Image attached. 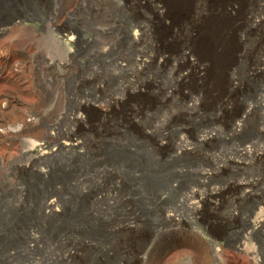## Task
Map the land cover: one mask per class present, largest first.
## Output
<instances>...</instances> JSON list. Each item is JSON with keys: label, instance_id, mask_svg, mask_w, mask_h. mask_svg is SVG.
Wrapping results in <instances>:
<instances>
[{"label": "rangeland", "instance_id": "374dc122", "mask_svg": "<svg viewBox=\"0 0 264 264\" xmlns=\"http://www.w3.org/2000/svg\"><path fill=\"white\" fill-rule=\"evenodd\" d=\"M151 1L0 0V131L20 127L0 142V264H144L134 254L151 240L190 230L209 237L222 225L232 237L247 231L243 214L256 210L264 177L234 218L224 212L232 205L227 196L216 210L204 203L191 212L190 190L205 191L193 171L180 168L194 170L202 155L174 158L171 150L178 138L216 130L262 97L264 72L250 70L264 63V17L253 22L262 16L255 0L232 13L227 5L212 12V0H182L180 8L157 0L184 16L169 40ZM139 27L144 31L133 40ZM183 50L209 69L200 78L190 73L180 87L185 96L166 95L177 71L188 69ZM137 63L149 64L141 72ZM230 79L222 117L212 96ZM47 126L51 153L29 157L26 149L46 137ZM213 146L231 151V141ZM128 218L135 230L115 228ZM217 242L227 264H253L231 242Z\"/></svg>", "mask_w": 264, "mask_h": 264}, {"label": "bare ground", "instance_id": "6f19581e", "mask_svg": "<svg viewBox=\"0 0 264 264\" xmlns=\"http://www.w3.org/2000/svg\"><path fill=\"white\" fill-rule=\"evenodd\" d=\"M172 1L175 6L177 3L176 8H180L179 2H182V0ZM242 1L244 0H212L210 5L212 6V12L219 10L222 5L224 7L227 5L228 8L226 9L232 13L240 10L243 4ZM249 1L251 2L252 0ZM151 2L156 23L163 26L164 34L171 40L175 33L180 32L183 28L184 16L174 12L168 1L162 5H159L158 2L160 1L157 0H152ZM255 3H257L262 16L259 19H252L253 22L263 20L264 17V0H255ZM235 4L237 5L235 6ZM246 18L248 19L249 16H246ZM222 25L221 21L219 30L223 28ZM196 27H193V31H195L193 36L199 39L196 43L203 45V34ZM143 31L144 29L139 27V29L131 33V38L133 40L140 39ZM229 50L230 48H228ZM181 53L188 62L186 63L188 64V69L177 71L174 83L169 85L166 90V87L164 88L166 95H172L176 91L179 92L180 87H185L190 73L193 72L195 76L200 78L201 73L205 74V71L209 69L208 64L196 63V59H191V55L188 52L183 50ZM208 56L210 57V55ZM161 58L165 59L163 56ZM207 60H210V58ZM160 61L161 59L159 58L158 62ZM148 64L137 63L136 69L142 72L148 67ZM154 64L160 66L163 63ZM219 64L221 74L224 75L227 65L225 59ZM263 72L264 63H257L250 70V75L258 76ZM133 77L134 73L128 75L130 83H133ZM233 86L234 82L230 79L228 85L220 84L216 89L217 92L212 96L214 104L219 106L222 117L223 113L229 110L230 96L232 97L231 88ZM180 93L182 97L185 96L184 92L180 91ZM257 108L260 110L256 113V121L253 125H249L250 115ZM96 110L99 113L105 114L107 109L97 105ZM48 129L49 126H47L45 138L33 140L26 149L25 152L29 157H41L46 154L48 156L51 153L50 139L53 135ZM2 130L0 131V142L9 137L14 138L16 133L19 132L20 127L16 129L9 128L5 132ZM188 135L190 137L188 142L185 138H178L174 142L171 150L173 155L171 156L182 158L184 155L195 157H199L200 153L202 155L201 159L203 161L201 160V163L194 170L187 169L189 165H184L186 168H180V172L193 171L197 177L198 185L204 188L205 191L204 194H201L198 191L199 188L190 190V196L186 200L189 210L191 212H198L204 203L209 204L212 209L216 210L227 196L232 205L224 210L225 214L229 218L240 215L238 205L241 199L251 196L254 184L264 177V94L253 104H248L246 108H239L233 112L232 116H229L222 122L221 127L218 129L211 132L204 133L200 131L199 133L196 132ZM216 139L231 141V151L226 154L221 153L218 148L213 146ZM58 144L64 146L63 142H59ZM182 164L186 163L182 162ZM254 166L262 169V172L260 174L251 173L250 169ZM228 168L230 169L229 171ZM180 172L178 171V173ZM257 202L255 211L243 214L247 228V231L244 233L235 232L239 235L236 234L237 236L232 237L233 234L231 232L233 231H229L228 227L223 225L221 228L210 229L209 237H204L199 230L196 232L190 230L187 234L185 233L186 235L183 234V236L170 241L156 242L155 240H151L147 242V245L144 244L142 250L139 247L134 256L144 264H177L179 261H182L183 264H220L221 262L222 264H227L220 254V244L217 242L218 239H223L226 242H231L238 250L242 251L247 258L251 259L250 261L253 264H264V194L259 197ZM128 219V221L115 224V228L124 231L135 230L138 225L130 220L133 218ZM145 241L147 240L143 242Z\"/></svg>", "mask_w": 264, "mask_h": 264}]
</instances>
